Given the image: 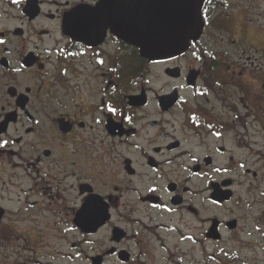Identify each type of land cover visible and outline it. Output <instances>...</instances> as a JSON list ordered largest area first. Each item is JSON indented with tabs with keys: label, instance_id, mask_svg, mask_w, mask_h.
I'll use <instances>...</instances> for the list:
<instances>
[{
	"label": "flooded vegetation",
	"instance_id": "flooded-vegetation-1",
	"mask_svg": "<svg viewBox=\"0 0 264 264\" xmlns=\"http://www.w3.org/2000/svg\"><path fill=\"white\" fill-rule=\"evenodd\" d=\"M100 3L0 0V264H264V0L159 60Z\"/></svg>",
	"mask_w": 264,
	"mask_h": 264
},
{
	"label": "water",
	"instance_id": "water-1",
	"mask_svg": "<svg viewBox=\"0 0 264 264\" xmlns=\"http://www.w3.org/2000/svg\"><path fill=\"white\" fill-rule=\"evenodd\" d=\"M202 3L195 0L192 8L184 7L188 12H173L176 6L181 9L180 0H101L97 7L115 19L111 26L120 38L140 47L144 57L159 60L178 55L201 36ZM160 17L166 25L155 35Z\"/></svg>",
	"mask_w": 264,
	"mask_h": 264
},
{
	"label": "rangeland",
	"instance_id": "rangeland-1",
	"mask_svg": "<svg viewBox=\"0 0 264 264\" xmlns=\"http://www.w3.org/2000/svg\"><path fill=\"white\" fill-rule=\"evenodd\" d=\"M262 26V25H259ZM264 26V23H263ZM253 129L256 133H250L248 139L249 154H264V126H257Z\"/></svg>",
	"mask_w": 264,
	"mask_h": 264
},
{
	"label": "bare ground",
	"instance_id": "bare-ground-1",
	"mask_svg": "<svg viewBox=\"0 0 264 264\" xmlns=\"http://www.w3.org/2000/svg\"><path fill=\"white\" fill-rule=\"evenodd\" d=\"M195 1V0H194ZM189 4V0H183V2H182V5H183V8L184 7H187V6H191V5H188ZM161 30V29H160ZM160 30H158V35H159V31ZM174 57V56H173Z\"/></svg>",
	"mask_w": 264,
	"mask_h": 264
},
{
	"label": "snow or ice",
	"instance_id": "snow-or-ice-1",
	"mask_svg": "<svg viewBox=\"0 0 264 264\" xmlns=\"http://www.w3.org/2000/svg\"><path fill=\"white\" fill-rule=\"evenodd\" d=\"M101 62H102V61H101ZM111 111L115 112L116 109L113 108V109H111ZM6 143H7V142L5 141L4 144H6ZM2 146H3V145H0V147H2Z\"/></svg>",
	"mask_w": 264,
	"mask_h": 264
}]
</instances>
